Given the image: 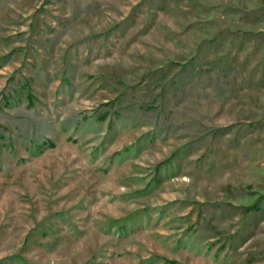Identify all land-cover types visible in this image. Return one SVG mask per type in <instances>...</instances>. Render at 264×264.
Returning <instances> with one entry per match:
<instances>
[{"label": "rangeland", "instance_id": "1", "mask_svg": "<svg viewBox=\"0 0 264 264\" xmlns=\"http://www.w3.org/2000/svg\"><path fill=\"white\" fill-rule=\"evenodd\" d=\"M0 264H264V0H0Z\"/></svg>", "mask_w": 264, "mask_h": 264}]
</instances>
